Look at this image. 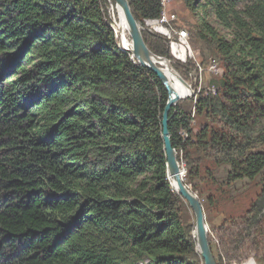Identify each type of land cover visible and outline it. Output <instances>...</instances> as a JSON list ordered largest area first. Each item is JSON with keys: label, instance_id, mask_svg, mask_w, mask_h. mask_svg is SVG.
<instances>
[{"label": "trees", "instance_id": "trees-1", "mask_svg": "<svg viewBox=\"0 0 264 264\" xmlns=\"http://www.w3.org/2000/svg\"><path fill=\"white\" fill-rule=\"evenodd\" d=\"M184 2L193 14L204 7L228 30L224 37L203 21L196 31L223 60L228 117L238 126L254 116L264 121V0ZM130 7L136 20L160 11L159 0H131ZM116 37L100 0H0V264H203L181 221L183 199L167 179V92ZM142 37L154 54H169L162 40ZM206 104L197 97L194 110ZM190 120L177 104L171 108L176 151L207 136L205 129L191 139ZM193 162L184 183L201 201ZM226 162L227 184L252 180L264 151ZM260 232L250 242L256 256ZM240 242V235L231 248L222 242L220 254L241 260Z\"/></svg>", "mask_w": 264, "mask_h": 264}, {"label": "rangeland", "instance_id": "rangeland-1", "mask_svg": "<svg viewBox=\"0 0 264 264\" xmlns=\"http://www.w3.org/2000/svg\"><path fill=\"white\" fill-rule=\"evenodd\" d=\"M100 4L103 16L110 28L113 27L115 31L114 22L117 15L115 1L100 0ZM168 8L177 16L171 27L158 26L153 20L139 19L137 22L141 26L142 35L151 34L156 37L152 38L153 41H163L168 56L155 55L167 56L170 68L190 86L191 95L176 104L179 110L189 115L191 119L189 125L191 139H194L196 133L207 130V136L202 142L198 144L195 140L193 145H187L183 151H176L177 161L185 168L184 182L186 169L198 159L199 173L192 178V184L201 195L208 239L213 245L215 259L219 264H264V168L252 180L243 179L231 184L226 183L228 158L241 153L264 151V121L261 117L254 116L247 125L238 126L223 109L225 105L221 96L223 60L216 52L215 44L210 40L198 39L196 31L203 21L208 22L224 37H228V30L204 7L200 6L196 14H193L184 0H172ZM179 30L186 31V42L176 34ZM117 45L120 46L118 40ZM176 64L185 66L188 73L184 68H175ZM197 97H206L207 101L206 107L200 113L194 110ZM218 138H223L225 144L217 141ZM231 142L233 143L230 144ZM187 186L191 187V184ZM179 209L182 223L191 229L192 234L194 217L191 209L184 200L179 204ZM256 227L261 231L257 240L259 245L255 246L258 250L257 256L250 244ZM238 235L241 241L239 247L243 251L241 260H228L219 252L222 249V242L231 248L233 246L231 242Z\"/></svg>", "mask_w": 264, "mask_h": 264}, {"label": "water", "instance_id": "water-1", "mask_svg": "<svg viewBox=\"0 0 264 264\" xmlns=\"http://www.w3.org/2000/svg\"><path fill=\"white\" fill-rule=\"evenodd\" d=\"M114 1L115 4L120 8L124 17L126 29L131 39L132 48H130L129 50H125L118 45L116 46L121 51L127 52L129 55L131 53L130 59L133 62H135V59L140 66L151 71L164 86L167 92V100L164 105L161 117V138L166 158L167 179L172 189L188 204L189 208L192 211L194 217L192 237L195 240V249L196 251H198L203 264H216L209 245L208 228L205 221L202 203L199 200L198 196L193 193L190 188L184 183L183 171L176 159L177 153L176 150L172 147L168 130V117L171 108L175 106L176 103L181 99L189 97L191 95V91L189 94L180 95L170 87L168 77L164 73L162 67L153 60V58L156 56L148 49L142 37L141 31L137 28L138 22L135 19L130 7L131 0ZM167 56L160 58L168 60ZM176 76L178 77L180 82L190 90V86L177 74Z\"/></svg>", "mask_w": 264, "mask_h": 264}, {"label": "bare ground", "instance_id": "bare-ground-1", "mask_svg": "<svg viewBox=\"0 0 264 264\" xmlns=\"http://www.w3.org/2000/svg\"><path fill=\"white\" fill-rule=\"evenodd\" d=\"M116 12H117V15L115 14L116 18H115V22H114V24H115L114 28H115L117 35H118V42L120 44L119 47H121L125 50H129L130 48H132V43H131V39L129 37L128 31L126 29V23H125L124 17H123L122 12L118 6L116 8ZM137 28H138V30L141 31V26L139 23H137ZM153 60L156 61V63L162 67L164 73L168 77L169 85L174 91H176L180 95H185V94L190 93V90L187 89L180 82V80L178 79V77L176 76L174 71L172 69H170V67L168 66L167 60L160 58L158 56L154 57Z\"/></svg>", "mask_w": 264, "mask_h": 264}, {"label": "built area", "instance_id": "built-area-1", "mask_svg": "<svg viewBox=\"0 0 264 264\" xmlns=\"http://www.w3.org/2000/svg\"><path fill=\"white\" fill-rule=\"evenodd\" d=\"M171 1L172 0H159V7H160L159 15L157 16L156 19H153V21H155L156 25L161 26V27H163V26L171 27V25L177 20L176 14L171 12L168 8V5ZM176 34L186 42L187 33L185 30H179L176 32ZM114 37H115V35H114ZM116 45H117V43H116ZM183 130L184 129H180L179 135L183 139H185L187 137V133L185 130L184 131ZM182 133H183V135H182ZM179 165H180V162H179ZM180 168L182 169V171L184 173L185 168L181 165H180Z\"/></svg>", "mask_w": 264, "mask_h": 264}]
</instances>
